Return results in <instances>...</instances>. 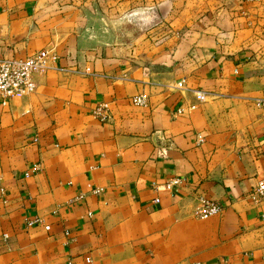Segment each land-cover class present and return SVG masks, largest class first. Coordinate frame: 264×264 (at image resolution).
<instances>
[{"label": "crops", "instance_id": "0c3cea01", "mask_svg": "<svg viewBox=\"0 0 264 264\" xmlns=\"http://www.w3.org/2000/svg\"><path fill=\"white\" fill-rule=\"evenodd\" d=\"M39 51L0 101V264H264V0H0V58Z\"/></svg>", "mask_w": 264, "mask_h": 264}, {"label": "built area", "instance_id": "2783aa9c", "mask_svg": "<svg viewBox=\"0 0 264 264\" xmlns=\"http://www.w3.org/2000/svg\"><path fill=\"white\" fill-rule=\"evenodd\" d=\"M47 53L39 51L25 58L2 59L0 58V101L4 104L9 98L22 97L33 93L35 84L32 76L35 72L41 70L45 66ZM180 87V83L176 84ZM194 103L189 105V109H193L196 104L206 102V96L200 91H193ZM133 103L138 106L145 104V98L142 95L133 98ZM177 109V113L180 112ZM162 153V152H161ZM38 170L37 166L32 167L28 173H34ZM264 194V183H260L253 192V195L262 197ZM156 202V200H153ZM220 207L215 203L201 201L199 207L194 211L193 215L197 219H204L220 212Z\"/></svg>", "mask_w": 264, "mask_h": 264}, {"label": "rangeland", "instance_id": "374dc122", "mask_svg": "<svg viewBox=\"0 0 264 264\" xmlns=\"http://www.w3.org/2000/svg\"><path fill=\"white\" fill-rule=\"evenodd\" d=\"M157 65V67H159V64H156Z\"/></svg>", "mask_w": 264, "mask_h": 264}]
</instances>
